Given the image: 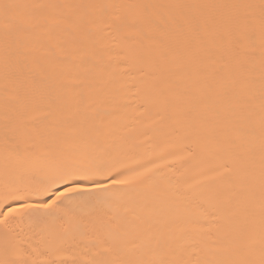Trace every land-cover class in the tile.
I'll return each instance as SVG.
<instances>
[{
    "label": "snow or ice",
    "instance_id": "obj_1",
    "mask_svg": "<svg viewBox=\"0 0 264 264\" xmlns=\"http://www.w3.org/2000/svg\"><path fill=\"white\" fill-rule=\"evenodd\" d=\"M0 264H264V0H0Z\"/></svg>",
    "mask_w": 264,
    "mask_h": 264
}]
</instances>
